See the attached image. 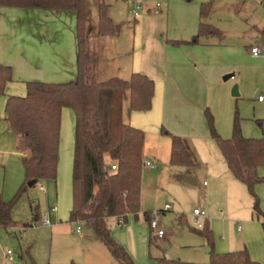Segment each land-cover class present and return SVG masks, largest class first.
Returning <instances> with one entry per match:
<instances>
[{"label":"crops","instance_id":"1","mask_svg":"<svg viewBox=\"0 0 264 264\" xmlns=\"http://www.w3.org/2000/svg\"><path fill=\"white\" fill-rule=\"evenodd\" d=\"M162 1L163 10L162 8L156 10L155 5L149 6L143 2V12L154 13L156 16H142L139 17V21L135 19L133 25L126 26L134 31L132 47L129 49L131 56L128 50L121 51L118 41L122 29L116 37H102L97 34V27L96 30L88 28L87 40L92 58L90 73L98 82L111 78L127 81L132 74H143L154 82L155 90L151 109L147 112L127 114L126 119L123 116V122L142 131L144 135L156 133L163 135L160 128L168 130L166 131L168 134L164 135L170 139V149H165V156L161 158L158 157V150L154 151L152 156L163 165L168 161L169 166L173 167L175 184L172 181L170 186L173 189L182 187L186 194L192 193L193 186L203 169L204 176L210 180L211 185L208 189V183L206 181L202 183L205 188L202 190L197 206H194L192 210L196 208L203 210L206 214L204 221L208 223L211 221L212 225L220 222L224 227L229 228L232 222L234 237L240 240V244L235 242V252L246 249L252 261L264 264V233L262 230V234L258 226L253 223L252 197L247 187L237 181L228 170L219 149L208 135L202 114V111L207 108L206 111L209 112L208 109H210L215 118L218 119L223 114L228 122L231 120V112L222 106L227 105L229 108L231 105L229 91L232 83L221 85V78L229 73L235 76V81L239 84V92L243 96H249L247 84L253 85V80L258 78L260 84L250 96L254 104L264 105L256 101L264 87V3L262 0H187V4L192 1L194 3L189 6L183 5L181 1L180 7L183 13L175 14L171 0ZM210 2L212 3L211 11L204 21L218 30L222 38H201L196 45L180 47L171 45L173 42H189L196 36L200 23L201 5ZM222 5L227 9L231 8L232 12L226 13L228 17L219 19L214 25L211 19ZM255 12L257 15L252 18L251 15ZM108 16L114 22L109 15V10ZM173 18L176 20L172 23ZM165 20L167 25L171 20L170 31L167 25L164 26ZM159 22L160 25H157ZM76 26L74 12L0 7V65L10 67L12 70L11 82L6 85L4 95L0 96V131L2 133L0 134V166L5 174L8 170L17 174L19 169L23 172V163L26 158V153L18 150L19 137L11 131L6 121V100L11 96L24 97L26 95L24 85L27 83L59 85L76 80L78 62ZM163 30H167L166 39L161 36ZM253 46H258L262 50V55L258 58L252 56H249V59L243 58V49L247 52ZM170 101L174 102L175 110L169 107ZM66 109L61 111L59 156L63 120L67 118L68 122L73 120L75 124L73 111L69 109L71 113ZM256 118L259 119L258 116ZM171 136L187 140L193 154L200 162L198 168L170 165ZM250 136L243 135L247 139L258 138V135ZM222 137L227 139L229 135H222ZM71 145L69 138L65 145L67 154H70ZM146 162L154 168L148 160L142 163L143 166ZM258 175L264 177V172L259 170ZM54 183L55 193L58 196L57 187L58 183L59 186L61 183L55 181ZM19 184L20 181L8 184L7 187L2 184L0 194L4 201L12 198ZM34 187L33 185L32 188ZM43 187L45 191L40 192L45 195L44 211H46L52 207L49 206L48 190L45 186ZM254 192L259 199L260 210L264 214V183L257 184ZM213 194L225 195L226 204L218 203L217 198H214V202H208ZM56 209L55 213L50 214L51 227L41 230L39 236H36L33 230L24 233L21 240L24 246L20 245L21 255L25 257L21 259L24 264H29V260L35 264L117 263L104 245L96 240L92 231L84 232L80 228V232L77 233L78 226L73 231L62 223H58L56 221L58 208ZM220 210L223 213L221 218L218 215ZM41 213L39 216H42ZM139 214L140 211L136 217L127 215L123 218L115 217L108 220L111 236L127 251L135 264H152L160 258L186 263L204 262L205 257H202V254L188 252L189 245H173L175 253L170 254L168 252L171 245L170 239H167L165 235L161 239H156L148 226L136 224L130 220L133 217L137 221ZM143 214H141L142 220L148 223ZM235 220H241L244 226L240 224V221ZM33 222L24 225H29L27 228L33 227ZM109 223L113 225L110 226ZM76 224L84 226L82 223ZM15 227L7 230L0 228V242L5 237L4 233L11 234V229ZM7 261L3 263L2 255H0V264H7ZM9 261L12 262V260Z\"/></svg>","mask_w":264,"mask_h":264},{"label":"trees","instance_id":"2","mask_svg":"<svg viewBox=\"0 0 264 264\" xmlns=\"http://www.w3.org/2000/svg\"><path fill=\"white\" fill-rule=\"evenodd\" d=\"M264 3V0H262ZM0 7L70 11L76 14L78 62L77 77L67 84L27 83L24 97H8L5 105L6 121L11 131L19 137L18 150L26 153L24 180L11 201H4L0 194V228L15 227L12 210L16 202L33 187V182H54L59 156V130L61 111L71 109L75 115V143L72 173V209L70 223H82L92 231L96 240L107 249L118 264H135L127 251L111 236L108 220L137 216L140 211L142 151L144 134L123 122V103L128 101V113L147 112L151 109L154 82L143 74H132L129 80L111 78L98 82L90 73L92 59L87 35V0H0ZM212 3L202 4L200 23L196 36L189 42H173L174 46L196 45L201 38L216 37L221 33L207 25ZM109 6L103 1L98 6L97 34L116 37L120 25L108 16ZM12 70L0 65V96L11 82ZM211 139L219 149L233 177L245 185L252 197V214L261 222L264 233V214L254 192L257 184L264 183L258 171L264 167V140L243 137L238 120L235 121L230 139H222L215 131L213 118L208 111ZM263 134V123L258 122ZM162 133L168 134L165 130ZM187 140L171 136L170 165L198 168ZM115 166V170H111ZM163 212V211H161ZM34 222L39 216L33 211ZM151 213H144L150 223ZM209 247L206 264H259L250 259L246 249L218 254L214 251L213 236L207 221L201 229L190 227ZM29 226V225H28ZM28 226L23 225L22 229ZM21 259H25L21 255ZM29 264H35L28 261ZM77 264V263H70ZM152 264H195L180 260L160 258Z\"/></svg>","mask_w":264,"mask_h":264},{"label":"rangeland","instance_id":"3","mask_svg":"<svg viewBox=\"0 0 264 264\" xmlns=\"http://www.w3.org/2000/svg\"><path fill=\"white\" fill-rule=\"evenodd\" d=\"M101 1H103L107 6H109V15L114 20L115 24L121 25L120 27L122 29V34L118 41L120 47L122 48L121 51L128 50L131 56V51H129V49H131L132 47V41L134 39V31H132L126 26L133 25L135 19L139 21L140 20L139 17L149 16V15L156 16V15L154 13L147 14L146 12H143V9H142L138 11V16L134 18L130 14V9L132 7V4L128 2L127 0H88L87 1V29L89 28V30H92V29L96 30V27L98 24V6L101 3ZM140 1L142 3L144 2L145 4L149 6L158 4L160 6V9L162 8L163 10L164 4L162 0H140ZM181 1H183V5L186 4L189 6L194 3L192 1L187 4L186 3L187 0H171L172 5H173L172 10L175 14L183 13L180 7ZM229 11L232 12L231 8L227 9L224 5H222V7L218 8L215 11L213 18L211 19L212 23H214L215 25V23H217L219 19L227 18L228 15L226 13H228ZM256 15L257 13L255 12V14L251 16L252 18H254ZM173 20L175 21L176 19L173 18L172 23H173ZM163 22H164V26H166L167 25L166 20ZM157 25H160V22ZM171 26L172 25H171V20H170V24L167 25L168 27L167 29H169V31L171 30ZM86 35L88 37V32L86 33ZM166 35H167V30H163L161 33L162 38L166 39L167 37ZM87 44L89 47V43ZM177 47H180V46H177ZM242 52H243L242 55L244 56L242 57L245 59H249V56H250L249 50L245 52V50L243 49ZM228 83H232L230 91H229V98L231 100V105H229V108L227 107V105L226 106L223 105L222 107L225 110H229L231 112L230 113L231 120L228 122V120L224 118L223 114L218 118L219 119L218 120L217 118H215L211 110L208 109L210 114L213 117V125L215 128V131L222 139H226V138H223L222 135L224 136L229 135V138L227 139H230L232 136L234 123L236 120H238L242 135H245V136L258 135V138L256 139L264 140L263 131L257 122L258 120H262L263 128H264V105L260 106V105L254 104V102L252 101L253 99L250 96V94H252V91H254V89H256V87L259 86L260 84L259 79L255 78V80H253V85L247 84V91H248L249 96H246V95L243 96L242 94H240L239 84L236 83L235 76H233L232 78H230V80L226 82L223 80V78H221V85H225ZM234 87H237L238 89L237 97L232 96V89ZM24 88L26 91V84L24 85ZM263 90H264V87H263ZM169 107H172L174 110L176 109L174 102L172 101H170ZM206 109L207 108H205L202 111V114H203V118L205 121V126L207 128L208 135L211 138L209 124L205 116ZM66 110H69V109H66ZM127 114H130V113H128V101H125L123 103V116H125V119H126ZM256 116H258L259 119H257ZM0 126H1V123H0ZM163 129L165 131H168L166 128H163ZM74 130H75V124L73 120H70L69 122L67 118L63 120L62 131L60 135V141H61L60 156H58V170H57V176L55 180V182L61 183L60 186L58 183V187H57L58 196H56V193H55V183L54 182L44 181V182H39V184L45 186L48 190L49 206L50 207L56 206L58 208V213L56 214V221L58 223H62L65 227H68L73 231L78 226L79 228L83 229L84 232H87L88 229H86L84 226L82 225L79 226V224H76V223L71 224L69 222V214L72 209V173H73L74 143H75V131ZM160 130L162 132V128H160ZM0 134H2L1 131H0ZM163 136H165L164 133L163 135L157 134V133L155 135L154 134L144 135V150L142 152V163L148 160L154 165V168L151 169V168H147L144 166L142 167L140 214L138 216L137 221L133 217H131L130 220H132L136 224H139V223L141 225L145 224V226L146 227L148 226V228L150 229L149 223H145L142 220V216H141V214H143L144 212H150L151 218L155 219L158 225V228L163 231L167 239H170L171 245H170V249L168 250L170 254L175 251L173 245H180V244L189 245L190 249L188 252H192L193 254H198V255L202 254V257H205L204 262H195V264H206L209 262V247L207 243L201 237H199L195 233H192L184 224H180L178 222V218L179 217L183 218V220L187 221L190 227L198 229L196 225L194 224V221L192 218V209L194 206H197L198 199L200 198V195L202 194V190H204L205 188V186H203L202 183L206 181V183H208L209 185L208 186V189H209L211 182L210 180L205 178L204 171H202L203 169H201V173L196 181V184L195 186H193L194 189L192 193L186 194L184 189H182V187H179V189L177 187H176L177 189H173L170 186V183H172V181L174 183L173 175L175 172H174V169H172L173 167L169 166L168 161H166L163 165L159 163L157 160H155L154 156H152L154 151L156 152L158 150L159 152L158 157L161 158V156H165L164 150L170 149V141H169L170 139L166 138V136L165 137ZM69 138L71 139L72 147H70V149L68 148L70 150V154H67V147L65 145ZM250 138H254V137L250 136ZM145 152H147L148 154ZM260 170L264 172V167H262ZM23 180H24V171L22 172L19 169L18 174H17V172H10V170H8L5 174L3 171V168L0 166V187H2V184L7 187L8 184H12V183H16L17 181H20V184L16 192L14 193V195L9 201H11L14 198V196L20 189L23 183ZM214 198H217L218 203L224 202V204H226L225 195L213 194L210 197V199H208V202L210 203L214 202L215 201ZM165 205H169L170 209L165 210ZM30 208L32 209L33 213L35 212L38 216L46 208L45 195H43V193L39 191L37 186H35L34 188H30L27 194L22 196L16 202L12 210L13 221L16 223V225H19L21 227H15L14 229H11V232H10L11 234L6 233L4 231L5 237L0 242V255H2L3 252H6L7 250H10L13 252V255L10 256V260H12V262L8 260L7 264H24V262L21 260L20 245L24 246V242H21V240L23 239V235L26 231L33 230L32 232H34L36 236H39L41 230L49 228V227L42 226L40 224V220H38L37 222H33L34 215L32 214V211ZM218 215L220 218L222 217L221 215H223V213L221 212V210L219 211ZM205 218L203 219V221L205 220ZM252 220H253V223L258 226L259 230H261V233H262L261 222L258 221L255 217H252ZM235 221H240V224L244 226L241 220H235ZM31 222H33L32 224L33 227L24 228L23 232L20 233V228H22L24 224H31ZM111 225L113 224L111 223L110 226ZM231 225H232V222L230 223L229 228H227V227H224V225L220 222L212 225L211 221H209V226H210V229L212 231V236H213L214 251L218 254L235 252L234 250L236 249L235 242L237 244H240V240L234 237V227L233 225L232 226ZM263 239H264V236H263ZM252 240L254 242V239ZM173 255H176V254H173ZM113 264H117V263H113Z\"/></svg>","mask_w":264,"mask_h":264},{"label":"built area","instance_id":"4","mask_svg":"<svg viewBox=\"0 0 264 264\" xmlns=\"http://www.w3.org/2000/svg\"><path fill=\"white\" fill-rule=\"evenodd\" d=\"M128 2H130L132 4V7L130 9V14L133 17H136L138 15V11L142 10L144 8L143 3L140 2L139 0H127ZM156 10H158L160 8V6L158 4L155 5ZM250 52V56H252L253 58H258L262 55V50L258 47V46H253L249 49ZM256 101L260 104H264V90L261 94H259L256 98ZM144 166L146 167H150L152 168L151 164L146 162L144 164ZM116 168L115 166H111V170L114 171ZM34 186H37L39 191L44 192L45 189L44 187L39 184L38 182H36L34 184ZM170 207L169 206H165V210H169ZM57 211L56 207H52L46 211H44L42 213L41 219H40V224L44 227H50L51 226V220H50V214L51 213H55ZM206 214L203 210L196 208L194 210H192V218L194 221V224L196 225V227L198 229L202 228V222L203 219L205 218ZM122 223V222H121ZM121 223L119 224V226L121 225ZM149 227H150V231L152 233V235L156 238V239H161L164 237V233L161 229L158 228V225L155 221V219H151L150 223H149ZM80 228L78 227L76 232H80ZM238 230H240V227H238ZM23 232V229L20 228V233ZM13 255V252L10 250H7L6 252H4L2 254V262H6L7 260H10V256Z\"/></svg>","mask_w":264,"mask_h":264},{"label":"water","instance_id":"5","mask_svg":"<svg viewBox=\"0 0 264 264\" xmlns=\"http://www.w3.org/2000/svg\"><path fill=\"white\" fill-rule=\"evenodd\" d=\"M232 77H233V75H232V74H229V75H226V76L223 78V80L226 81V80H228V79H230V78H232ZM232 96H235V97L238 96V92H237V88H236V87H234V88L232 89ZM35 183H36V182H33L32 185H34Z\"/></svg>","mask_w":264,"mask_h":264}]
</instances>
